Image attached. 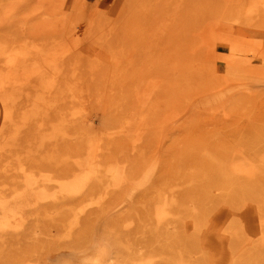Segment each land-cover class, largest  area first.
Here are the masks:
<instances>
[{"label": "rangeland", "instance_id": "obj_1", "mask_svg": "<svg viewBox=\"0 0 264 264\" xmlns=\"http://www.w3.org/2000/svg\"><path fill=\"white\" fill-rule=\"evenodd\" d=\"M0 264H264V0H0Z\"/></svg>", "mask_w": 264, "mask_h": 264}, {"label": "crops", "instance_id": "obj_2", "mask_svg": "<svg viewBox=\"0 0 264 264\" xmlns=\"http://www.w3.org/2000/svg\"><path fill=\"white\" fill-rule=\"evenodd\" d=\"M87 2H94V1H96V0H86Z\"/></svg>", "mask_w": 264, "mask_h": 264}]
</instances>
